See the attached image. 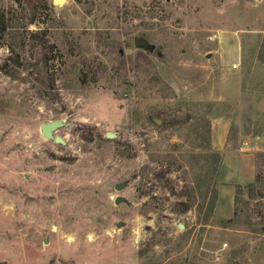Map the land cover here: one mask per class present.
I'll return each mask as SVG.
<instances>
[{"label": "rangeland", "instance_id": "rangeland-1", "mask_svg": "<svg viewBox=\"0 0 264 264\" xmlns=\"http://www.w3.org/2000/svg\"><path fill=\"white\" fill-rule=\"evenodd\" d=\"M1 20L0 264H264V0H0Z\"/></svg>", "mask_w": 264, "mask_h": 264}, {"label": "water", "instance_id": "water-1", "mask_svg": "<svg viewBox=\"0 0 264 264\" xmlns=\"http://www.w3.org/2000/svg\"><path fill=\"white\" fill-rule=\"evenodd\" d=\"M63 1L64 0H57V4L60 5L61 3H63ZM134 41H135V44H140V45L146 46V42L143 39L136 37ZM62 125H63V121L61 119H52V120H49L46 122H44V121L40 122L39 129H40V132L43 136H45L49 139H53L55 142L63 144L64 140L59 135L53 134V131ZM105 136L107 138H111L114 135L112 133L107 132V133H105ZM122 186H123L122 183H117L115 185V188L120 189ZM121 200H122V198L119 196L115 197V199H114L115 203H117ZM120 225H121V223L116 224L117 227H119ZM180 227H183V224H180Z\"/></svg>", "mask_w": 264, "mask_h": 264}, {"label": "trees", "instance_id": "trees-1", "mask_svg": "<svg viewBox=\"0 0 264 264\" xmlns=\"http://www.w3.org/2000/svg\"><path fill=\"white\" fill-rule=\"evenodd\" d=\"M18 1H20V0H18ZM5 29H6L5 21L1 20V23H0V36L3 35V33L5 32ZM206 192H207L206 193L207 196H205L206 199L204 198L203 204H206L205 213H206V217H209L211 212H212L213 206H214L215 194H216L215 193L216 192L215 187H212L211 190H207Z\"/></svg>", "mask_w": 264, "mask_h": 264}]
</instances>
